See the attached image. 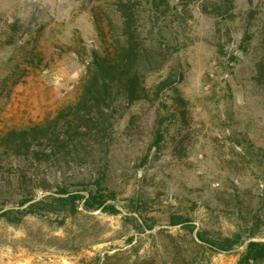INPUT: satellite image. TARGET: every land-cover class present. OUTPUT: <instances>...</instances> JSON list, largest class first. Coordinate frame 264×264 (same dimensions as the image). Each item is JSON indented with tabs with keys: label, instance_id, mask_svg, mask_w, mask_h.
Segmentation results:
<instances>
[{
	"label": "rangeland",
	"instance_id": "rangeland-1",
	"mask_svg": "<svg viewBox=\"0 0 264 264\" xmlns=\"http://www.w3.org/2000/svg\"><path fill=\"white\" fill-rule=\"evenodd\" d=\"M114 3L0 0V135L50 119L74 100L91 50L103 52L111 26L121 30ZM135 3L140 39L164 60L148 81L174 73L185 118L164 121L154 144L157 103L120 102L95 163L24 167L21 183L14 166L1 163L2 209L72 187L103 166L118 213L80 203L64 218H0V264H236L248 240L264 241V0H164L161 15L146 0ZM166 95L172 103L171 88ZM126 215L152 228L136 230ZM171 215L189 219L194 231L170 225ZM197 230L241 241L216 251L194 243Z\"/></svg>",
	"mask_w": 264,
	"mask_h": 264
},
{
	"label": "trees",
	"instance_id": "trees-1",
	"mask_svg": "<svg viewBox=\"0 0 264 264\" xmlns=\"http://www.w3.org/2000/svg\"><path fill=\"white\" fill-rule=\"evenodd\" d=\"M163 1L146 0V3L157 15H161ZM227 2L229 4V0H223L225 6ZM135 4V0H115L114 5L122 17L121 30L117 33L111 26L112 34L103 52L91 50L85 76L71 103L61 107L50 119L28 127L13 128L0 135V164L14 166L19 173L15 179L17 182L21 183L26 178L24 167L69 164V160L95 163L94 148L107 144L105 141L111 136L113 115L120 102L126 106L136 102L153 106L157 103L154 144H158L163 137L164 121L176 119L180 113L181 117L185 116L183 98L173 87V82H176L174 73L170 72L156 82L148 81L152 72L162 68L164 60L158 59L160 54H149L147 45L140 39L134 20ZM154 33L158 37V31ZM158 39L159 45H162L163 38L160 36ZM261 80L264 82L263 74ZM168 88L175 93L172 103L164 99ZM104 169L103 166H96V170L87 177L71 182L72 187L57 185L55 191L41 198L36 199L30 194L21 199L16 208H0V218L11 224L18 223L27 215H62L64 218L75 214L80 203L87 210L118 213L115 204L108 202L114 200V196L104 186ZM132 209L138 212L136 203ZM124 218L132 220L136 230L152 228L140 215H126ZM169 223L181 225L189 232L195 229V225L181 215H171ZM240 241L238 234L216 240L198 230L194 235V243L198 246L206 245L221 252L232 250ZM257 263H264V241L248 240L236 264Z\"/></svg>",
	"mask_w": 264,
	"mask_h": 264
}]
</instances>
